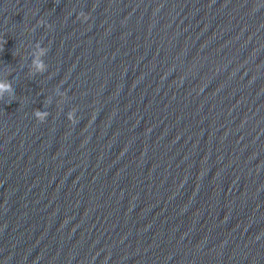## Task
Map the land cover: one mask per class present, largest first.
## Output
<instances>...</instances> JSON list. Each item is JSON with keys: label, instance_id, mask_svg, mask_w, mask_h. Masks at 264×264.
I'll list each match as a JSON object with an SVG mask.
<instances>
[{"label": "water", "instance_id": "obj_1", "mask_svg": "<svg viewBox=\"0 0 264 264\" xmlns=\"http://www.w3.org/2000/svg\"><path fill=\"white\" fill-rule=\"evenodd\" d=\"M3 43L0 264H264V0H0Z\"/></svg>", "mask_w": 264, "mask_h": 264}, {"label": "clouds", "instance_id": "obj_2", "mask_svg": "<svg viewBox=\"0 0 264 264\" xmlns=\"http://www.w3.org/2000/svg\"><path fill=\"white\" fill-rule=\"evenodd\" d=\"M79 17L82 18L83 20H87L88 19V15L84 12V11H81L79 13ZM39 24L41 25H44V26H48L50 27L51 25H48L46 23V21L44 20H40L38 21ZM5 43V41H4ZM4 43L2 46H0V49L3 48L4 46ZM44 49L41 48V52H43ZM47 51H48V48H47ZM30 63L35 67L36 71L39 72V73H43L47 70L48 68V65L47 63L44 61V60H41V59H38V58H33L31 59ZM29 71H31V69H29ZM8 75L9 73L7 74V76L5 77V79L3 81H0V101L4 100L5 98V93L8 94V101L7 103L10 104L12 103L13 101H15V97H16V90L15 88L13 87L12 85V81L10 79H8ZM59 91V89H57ZM66 91H62L60 92V95L62 97L66 96ZM34 116L35 118L40 121V122H44L46 120V118L48 117L49 115V112L48 111H42L40 109H35L34 110ZM76 108L73 107L71 110H69L67 112V119L73 123L76 122L77 120V117H76ZM259 237H257L258 239Z\"/></svg>", "mask_w": 264, "mask_h": 264}]
</instances>
